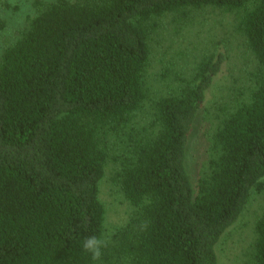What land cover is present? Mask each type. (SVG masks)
<instances>
[{"label":"trees","instance_id":"trees-1","mask_svg":"<svg viewBox=\"0 0 264 264\" xmlns=\"http://www.w3.org/2000/svg\"><path fill=\"white\" fill-rule=\"evenodd\" d=\"M206 7L234 15L256 67L223 105L193 184L186 145L227 55L202 57L188 79L152 98L149 33L161 15ZM34 8L0 54V264H217L219 239L264 188V0ZM109 162L132 209L113 241L99 198ZM92 235L107 242L99 262L82 248ZM247 264H264V211Z\"/></svg>","mask_w":264,"mask_h":264},{"label":"rangeland","instance_id":"rangeland-1","mask_svg":"<svg viewBox=\"0 0 264 264\" xmlns=\"http://www.w3.org/2000/svg\"><path fill=\"white\" fill-rule=\"evenodd\" d=\"M49 2L51 0H39ZM35 0H1L0 15L5 28L0 31V54L35 13ZM150 95L177 88L188 79L196 63L216 51L227 59L207 90L189 136L185 163L193 184L201 177L208 157V137L218 122L224 104L247 88L255 72L256 60L233 14L211 7L192 10L187 18L176 13L156 18L149 33ZM114 164L107 165L99 185V198L105 211V237L111 238L129 221L132 213L114 175ZM264 184V177L261 179ZM264 211V188L253 191L237 220L225 230L215 246L217 264H247L254 254L255 223Z\"/></svg>","mask_w":264,"mask_h":264},{"label":"clouds","instance_id":"clouds-1","mask_svg":"<svg viewBox=\"0 0 264 264\" xmlns=\"http://www.w3.org/2000/svg\"><path fill=\"white\" fill-rule=\"evenodd\" d=\"M147 222L140 225V229L143 231L147 228ZM107 246L105 239L96 235L86 237L82 242V248L85 253L89 254L92 261L99 262L103 255L102 249Z\"/></svg>","mask_w":264,"mask_h":264}]
</instances>
